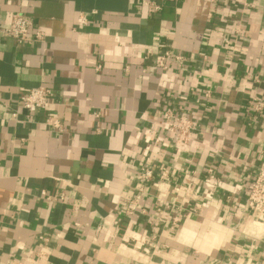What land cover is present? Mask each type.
Segmentation results:
<instances>
[{
    "label": "crops",
    "instance_id": "crops-1",
    "mask_svg": "<svg viewBox=\"0 0 264 264\" xmlns=\"http://www.w3.org/2000/svg\"><path fill=\"white\" fill-rule=\"evenodd\" d=\"M14 12L43 36L0 32V264H264L245 207L264 168V0H0V26ZM165 51L182 60L158 67ZM39 85L53 102L28 114L17 99ZM166 109L193 123L180 147ZM142 167L166 178L126 214Z\"/></svg>",
    "mask_w": 264,
    "mask_h": 264
},
{
    "label": "built area",
    "instance_id": "built-area-1",
    "mask_svg": "<svg viewBox=\"0 0 264 264\" xmlns=\"http://www.w3.org/2000/svg\"><path fill=\"white\" fill-rule=\"evenodd\" d=\"M143 3H148L143 1ZM156 8V6H154ZM82 23L84 18L80 15L77 19ZM31 20L22 12H14L8 24L6 26H0V32L11 37L17 42V44L23 45L30 41H39L42 39L41 31H31ZM172 58L181 61L182 56L176 55L169 51L158 53L155 55V63L158 67L165 69L168 61ZM54 91L50 86L39 85L29 88L21 93L17 99V106L25 110L28 114H31L37 110L46 111L53 102ZM255 110H259L264 107V94L254 98L252 104ZM14 115V114H13ZM47 113L44 123L53 128H60L61 122L57 118L49 116ZM162 127L170 133L177 147L185 144L189 135L193 129V123L186 115H175L171 110L166 109L162 115ZM154 170L150 167H142L136 175V183L134 187V193L131 198L128 199V205L126 206L125 213L130 214L135 209V204L139 200L141 194L145 191L147 184L156 185V183L166 178V170L161 168L158 176L155 177ZM204 185L209 188H215L220 186V180H218L212 173H209L203 181ZM167 203L162 206H158L156 210L160 211L163 208H167ZM245 207L250 210L255 218L254 221L264 223V168L258 169L249 185L245 198Z\"/></svg>",
    "mask_w": 264,
    "mask_h": 264
}]
</instances>
